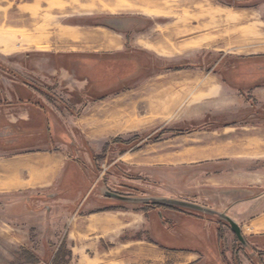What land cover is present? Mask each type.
Returning a JSON list of instances; mask_svg holds the SVG:
<instances>
[{
	"label": "rangeland",
	"instance_id": "1",
	"mask_svg": "<svg viewBox=\"0 0 264 264\" xmlns=\"http://www.w3.org/2000/svg\"><path fill=\"white\" fill-rule=\"evenodd\" d=\"M225 3L226 0H0V93L3 86L11 95L14 78L22 73L21 83L34 91L27 94V100L47 109L55 127L53 142L39 146L69 155L67 171L74 167L95 173L82 176L81 185L76 181L71 194L59 182L48 187L9 190L0 186V264L104 263L101 259L106 257L101 252L117 247L118 241L97 242L87 249L79 247L73 257L71 242L64 234L67 220L78 212L88 183L93 184L100 173L104 176L88 200L89 208L79 212L116 203L118 208L160 207L198 213L182 205L117 201L101 191L109 184L110 191L125 197L192 202L188 159L168 154L181 147L175 144L174 137L188 133L190 128L189 84L205 77V57L264 53V48L235 41L234 29L251 21L226 24L232 9ZM261 29L264 37V26ZM114 37L123 41L124 50H103V40H108L111 47L116 43ZM164 42L171 48H165ZM44 59L47 66L42 64ZM46 70L52 73L50 77L38 75ZM88 76L90 79H85ZM88 105L92 107L85 113ZM99 106L116 110L112 117L99 114L107 122L116 116L118 126L111 135L100 136L94 129H85L81 121L93 118ZM4 123L0 121V128ZM20 139L0 137V160L21 146L34 145L30 140L21 143ZM158 155L165 158L159 159ZM143 157L149 158L151 169L164 166L167 174H140L136 169ZM174 171L181 174L180 179L174 177ZM215 219L221 227L225 263L264 264V236L254 240L245 227L246 234L240 241L227 221L218 216ZM134 238L130 232L121 240L132 242ZM172 255L166 261L148 263L180 264L179 256ZM131 258L135 264H142L135 256Z\"/></svg>",
	"mask_w": 264,
	"mask_h": 264
},
{
	"label": "crops",
	"instance_id": "2",
	"mask_svg": "<svg viewBox=\"0 0 264 264\" xmlns=\"http://www.w3.org/2000/svg\"><path fill=\"white\" fill-rule=\"evenodd\" d=\"M225 4L228 9H232L227 15L226 24L232 21H251L243 28L234 29L236 33L232 36L237 39L235 41L250 47L264 48V37L260 34L264 26V0H226ZM241 33H246L247 37ZM115 40L114 47L109 46L108 40H103L101 47L115 53L123 51L126 47L123 41ZM163 46L171 48L165 42ZM205 58L207 72L203 79L199 78L205 82L201 80L189 84V131L174 137L175 144L181 147L168 154L184 155L188 159L192 203L226 212L240 225L244 234L246 227L254 240L262 238L264 164H260V161L264 160V53L228 57L223 53L216 59ZM32 61L33 58L30 64ZM47 63V59L42 62L45 66ZM31 73L37 75L36 72ZM51 74L46 70L38 75L48 78ZM17 75L19 78H14L15 88L10 91L11 95L6 92L9 89L5 91L3 86L1 89L0 121L6 124L0 128V137L21 138V143L30 140L34 145L21 146L0 160V186L9 190L48 187L59 182L69 194L74 193L76 181L81 185L82 176L95 173L74 167L67 171L69 155H60L39 146L53 142L54 123L48 117L47 109L27 100V94H33L34 91L21 83L22 73ZM91 107L86 106L84 112H88ZM115 111L111 106H99L93 118L81 121L85 123V129H94L100 136L111 135L118 126L116 116L107 122L99 114L106 113L107 117H112ZM158 158L165 156L158 155ZM138 165L141 166L136 170L142 175L167 174L164 166L151 169L149 158L143 157ZM103 176L104 173H100L93 184L88 183L78 212L89 208L88 200L93 197ZM176 176L180 179L181 174L174 171ZM110 187L107 184L101 193L110 191ZM117 205L112 203L95 211L75 212L67 220L64 234L66 240L71 242L73 257L79 247L87 249L97 242L118 241L117 247L111 248L109 252H101L100 255L106 257L101 259L104 262L102 264H135L132 256L142 261V264H149L155 260L166 261L172 254L179 256L180 264H227L224 262V241L219 233L221 227L214 215L160 207L118 208ZM130 232L135 236L133 241H122V237ZM160 235L162 240L159 239ZM132 244L137 246L132 248ZM131 248L132 252H129Z\"/></svg>",
	"mask_w": 264,
	"mask_h": 264
},
{
	"label": "water",
	"instance_id": "3",
	"mask_svg": "<svg viewBox=\"0 0 264 264\" xmlns=\"http://www.w3.org/2000/svg\"><path fill=\"white\" fill-rule=\"evenodd\" d=\"M104 193L109 197H112V198H115L118 200L128 201V202H141V203L142 202H154V204L155 203H161V204H168V205H174V206H181L182 205V207L193 209V210H196L198 212L205 213L207 215H215V216H218L221 219L228 222V224L231 227V230L238 237V240L243 241V239H244L242 228L226 212L217 211L215 209L207 208V207H204L202 205L192 203L189 201L177 200V199H172V198H167V197H125V196H122L118 193H114V192L109 191V190H106Z\"/></svg>",
	"mask_w": 264,
	"mask_h": 264
},
{
	"label": "bare ground",
	"instance_id": "4",
	"mask_svg": "<svg viewBox=\"0 0 264 264\" xmlns=\"http://www.w3.org/2000/svg\"><path fill=\"white\" fill-rule=\"evenodd\" d=\"M13 181V180H12ZM16 181H17V179H16ZM8 183V182H7Z\"/></svg>",
	"mask_w": 264,
	"mask_h": 264
}]
</instances>
